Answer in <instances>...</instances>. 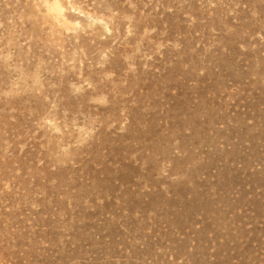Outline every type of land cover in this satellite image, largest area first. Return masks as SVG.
Segmentation results:
<instances>
[{
    "label": "rangeland",
    "instance_id": "obj_1",
    "mask_svg": "<svg viewBox=\"0 0 264 264\" xmlns=\"http://www.w3.org/2000/svg\"><path fill=\"white\" fill-rule=\"evenodd\" d=\"M0 264H264V0H0Z\"/></svg>",
    "mask_w": 264,
    "mask_h": 264
}]
</instances>
